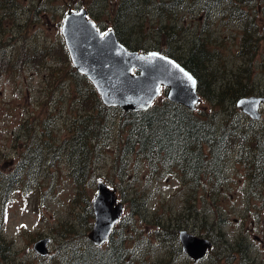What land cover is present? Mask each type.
Masks as SVG:
<instances>
[{
    "label": "rangeland",
    "instance_id": "rangeland-1",
    "mask_svg": "<svg viewBox=\"0 0 264 264\" xmlns=\"http://www.w3.org/2000/svg\"><path fill=\"white\" fill-rule=\"evenodd\" d=\"M165 1L133 0L137 7L119 17L123 0H0V264H63L64 252L84 244L77 233L85 232L86 217L82 203L72 200L76 187L70 165L64 151L53 150L71 138L72 119L82 108L69 90L74 85L78 94L82 82L72 76L62 32L70 9L85 7L102 31L121 24L125 37L177 57L201 44L211 59L199 64L204 87L197 109L216 113L219 124L228 118L238 122L239 113L231 91L222 93V87L248 83L255 94H264V0H171L172 10ZM165 97L163 89L155 102ZM117 115L111 136L98 145L88 191L93 199L98 180L104 179L117 187L125 204L116 224L126 237L122 249L128 258L121 264H264V180L253 187L248 178L253 158L238 157L242 140L214 188L207 176L191 183L175 168L153 169L137 147L123 155L119 143L128 131L119 127L121 110ZM254 124L264 134V114ZM48 132L52 145H45L42 160L25 161L29 146ZM17 172L21 181L10 186L8 176ZM197 208L203 212L197 214ZM196 214L207 218L211 235L220 237L197 260L175 252L168 235L159 238L172 224L181 229L189 224L194 232L200 223ZM44 236L51 238L47 255L34 249Z\"/></svg>",
    "mask_w": 264,
    "mask_h": 264
},
{
    "label": "trees",
    "instance_id": "trees-1",
    "mask_svg": "<svg viewBox=\"0 0 264 264\" xmlns=\"http://www.w3.org/2000/svg\"><path fill=\"white\" fill-rule=\"evenodd\" d=\"M164 4L168 9H174L171 0L165 1ZM131 5L137 7L138 3H133V0H123L119 17L123 15V11L131 8ZM119 23H121L120 19ZM117 27L115 31L119 39L129 48L142 51L154 48L134 38L125 37L123 35L125 31L121 32L120 30L121 24ZM121 29L124 30V27ZM164 52L176 57L192 70L200 81L199 89L203 90L199 64L206 59H211V54L201 44H195L191 52L188 51L185 56L177 57L169 50ZM72 67V76L80 77L82 82L78 84L80 89L78 94L74 85L69 90L74 96L73 101L80 102L82 108L79 115L72 119L73 134L71 138L65 139L62 144L54 145L53 150L54 152L61 150L65 152V158L70 165L76 187V193L72 200L82 203L81 214L84 213L86 219L83 218V215L80 218L85 220L86 226L83 234L77 233L78 237L83 236V239H79L84 244L73 245L64 252L62 254L63 264H121L128 258L125 250L122 249L126 237L121 235L122 233L116 228V225L110 239L102 245L94 243L86 234L92 228V219L94 218L92 199L88 191V187L91 185L90 180L93 177L91 170H93L95 157L99 153L100 141L111 136L112 124L118 117V110H121L122 113L119 127L128 131V135L120 142L122 143L126 139L124 143H119L122 145L120 147L123 149V155L137 147V151L144 155L153 169H159L162 166L175 168L182 179L191 183L193 181L199 183L204 178L203 176H207L212 180L215 188L220 185L221 178L225 175L227 160L241 139L240 148L245 149L239 150L238 157L246 155L253 158L248 169V178L253 182V187L260 185L264 180V134L254 129L257 127L254 123H257L258 119L252 118L236 107L237 100L241 96L255 94L254 88L248 83H243L245 86L242 87H229L228 90L225 87L221 88L222 93L231 91L230 98L235 103V111L239 113L238 122L234 118H228L219 124L215 117L216 113L211 115L202 110H191L168 97L163 98L161 102H154L150 108L144 110L126 111L118 106H108L102 101L89 78L79 72L74 64ZM215 76L217 77V74ZM81 84L82 86H80ZM67 96H64L65 100H69ZM220 97L221 95H217V98ZM242 116L249 121L245 126L240 123ZM43 131L46 132V130ZM250 138H252V142H248ZM244 140L247 142L244 143ZM39 141L40 143L35 144L36 146H29V150L25 154V161L42 160L45 145H52L49 132L45 134V138L42 136ZM20 174L21 172H17L16 177L8 176L10 186L17 185L21 181ZM201 212H203L202 209L197 208L196 213L200 214ZM197 214L195 217H198L200 223H195L193 231L209 237L214 245L220 237L211 235L210 226L206 223L207 218L200 220ZM89 220L90 222H88ZM215 224L220 227L221 220H217ZM186 228L189 229V224ZM180 229L179 224H172L170 227L162 229L160 232L162 234L159 237L163 240L164 236L168 235L173 240L174 251H177L178 254L185 252L179 238Z\"/></svg>",
    "mask_w": 264,
    "mask_h": 264
},
{
    "label": "water",
    "instance_id": "water-1",
    "mask_svg": "<svg viewBox=\"0 0 264 264\" xmlns=\"http://www.w3.org/2000/svg\"><path fill=\"white\" fill-rule=\"evenodd\" d=\"M62 32L74 66L91 80L106 105L126 111L148 109L164 86L170 100L197 109L202 99L198 77L173 56L158 49L129 48L113 28L103 32L85 7L65 14ZM237 106L259 119L264 114V94L241 96ZM92 206L94 222L88 237L102 245L110 239L125 204L119 199L116 187L99 179ZM179 238L183 250L196 260L202 259L213 246L209 237L188 229H181ZM50 239L44 236L36 240V252L49 254Z\"/></svg>",
    "mask_w": 264,
    "mask_h": 264
},
{
    "label": "snow or ice",
    "instance_id": "snow-or-ice-1",
    "mask_svg": "<svg viewBox=\"0 0 264 264\" xmlns=\"http://www.w3.org/2000/svg\"><path fill=\"white\" fill-rule=\"evenodd\" d=\"M102 35H106V33H103ZM188 79H189V80H192V78H191L190 76L188 77ZM192 82H193V84L195 83L194 80H193Z\"/></svg>",
    "mask_w": 264,
    "mask_h": 264
}]
</instances>
